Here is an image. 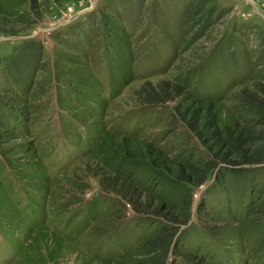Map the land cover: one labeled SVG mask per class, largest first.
<instances>
[{
	"label": "rangeland",
	"instance_id": "obj_1",
	"mask_svg": "<svg viewBox=\"0 0 264 264\" xmlns=\"http://www.w3.org/2000/svg\"><path fill=\"white\" fill-rule=\"evenodd\" d=\"M261 89L264 0H0V264H264Z\"/></svg>",
	"mask_w": 264,
	"mask_h": 264
},
{
	"label": "trees",
	"instance_id": "obj_2",
	"mask_svg": "<svg viewBox=\"0 0 264 264\" xmlns=\"http://www.w3.org/2000/svg\"><path fill=\"white\" fill-rule=\"evenodd\" d=\"M160 86V85H159ZM159 86L155 89H159ZM166 91V89L164 90V92ZM258 92L261 95H264V89L258 90ZM166 94V93H165ZM168 96V95H167ZM164 100H169L170 97H165L163 98ZM206 102V101H205ZM252 103L251 106L253 107L254 104L258 107H260V111H264V106L261 102L256 101V100H248V103ZM207 103V102H206ZM210 105H208V109L206 111V113L203 116V124H207V134L206 136L210 137V139H205L206 142L211 141L212 145L214 146L213 149L217 148L216 150V155L220 156L222 158L223 161H229L231 164H237L240 161H246V162H251L250 158H247V154H248V149L244 148V146L248 143H253L254 141V136H253V132L249 130V132H247L248 130H246V128L244 127H240V128H225V129H220L217 124H216V111L214 110V106L211 104V102H209ZM190 126L192 128H194V130H196L197 132L198 129L197 127L195 128V121L189 120L188 121ZM249 129V128H248ZM202 132H199V135L201 137L204 138L205 135L201 134ZM229 149L228 152L223 153L221 150L222 149ZM215 151V150H214ZM254 156L257 155V152H254L253 154ZM257 158H259V160L263 161L264 160V152H261L260 154H258ZM242 159V160H241ZM241 163V162H240ZM193 168L191 167V170ZM201 183V182H200Z\"/></svg>",
	"mask_w": 264,
	"mask_h": 264
}]
</instances>
